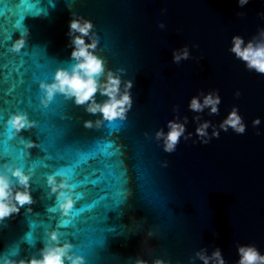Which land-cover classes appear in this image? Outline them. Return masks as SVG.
<instances>
[{"label":"water","instance_id":"95a60500","mask_svg":"<svg viewBox=\"0 0 264 264\" xmlns=\"http://www.w3.org/2000/svg\"><path fill=\"white\" fill-rule=\"evenodd\" d=\"M74 16L93 21L106 70L134 82L123 117L101 119L62 93L43 102L41 83L75 63L67 35ZM234 35L264 41V0H0V107L23 94L25 103L8 105L5 116L24 112L34 122L0 144V171L23 168L33 197L0 221V260L39 257L56 243L53 230L84 264H203L197 252L216 247L237 264L241 244L264 252V74L230 51ZM184 45L189 58L174 63ZM213 89L218 113L189 108L192 96ZM233 105L245 132L211 136ZM169 120L186 124L171 152L156 135ZM204 120L209 137L196 134ZM53 174L72 186L64 189L74 200L67 213L47 182Z\"/></svg>","mask_w":264,"mask_h":264},{"label":"clouds","instance_id":"9594fccd","mask_svg":"<svg viewBox=\"0 0 264 264\" xmlns=\"http://www.w3.org/2000/svg\"><path fill=\"white\" fill-rule=\"evenodd\" d=\"M249 0H238V4L243 6ZM93 21L83 16H74L68 23L69 46L72 48L71 57L75 63L70 68H58L51 83L42 82L41 88L44 91L43 102L47 104L56 93H62L67 98H72L77 105H86L85 110L89 113H101V119L113 120L116 117H123L127 110L132 106L133 96L131 89L133 81L123 82L121 77L112 69H107L103 57L95 52L98 45V39L92 32ZM160 27H164L163 23ZM25 43L23 37L14 43V49L19 50ZM231 52L245 62L246 68L254 70L257 73L264 74V41L253 42L249 40L245 43L240 35L232 37ZM190 56L188 45L179 49H174L172 61L179 63L181 60H187ZM104 76L101 79V76ZM123 84V87H122ZM99 93L106 97L104 101H98L96 94ZM239 95V90L237 91ZM222 97L218 89L208 91L201 99L200 95H194L189 101V108L195 112L203 111L205 107L210 113H218ZM199 119V117H194ZM187 117H185V121ZM34 122L30 121L24 112L13 113L7 124L10 129L19 132L26 126H31ZM91 120L84 121L85 127L92 126ZM99 123V121H97ZM253 125L261 123V117L257 116L252 121ZM211 121L204 120L196 128V134L199 137H209L208 128ZM246 123L239 112V106L233 105L223 120L219 123V128H214L211 136L219 137V131H227L232 128L236 133H244ZM186 124L179 120L168 121V131L163 129L157 131L158 138L164 140V150L171 152L175 150L181 136L185 133ZM208 143V139L203 141ZM35 141H30L29 146H35ZM9 172L11 175H9ZM13 177L22 187H14ZM69 178L63 176L59 181L57 175H49L47 182L53 192H58V201L60 207L67 213L73 206L72 195L64 189L72 187L69 184ZM33 197L30 191V175L23 168H9L7 171H0V221L11 216L13 213H19L20 208L25 204H31ZM50 239L56 243H49L41 249L39 257L33 256L29 259H21L18 264H84V257L71 251L73 245L65 241L59 243V234L53 230L50 233ZM239 260L237 264H264V252L254 244H241L237 248ZM197 256L203 261V264H226L222 249L216 247L211 253L206 249L197 252ZM0 264H17L12 260H0ZM136 264H149L148 261L139 259ZM151 264H168L163 259H156Z\"/></svg>","mask_w":264,"mask_h":264},{"label":"snow or ice","instance_id":"6c2138e0","mask_svg":"<svg viewBox=\"0 0 264 264\" xmlns=\"http://www.w3.org/2000/svg\"><path fill=\"white\" fill-rule=\"evenodd\" d=\"M25 19V17H24ZM24 97L23 94L13 96L10 99H7L3 102V107H0V144L3 143L4 139L7 137L10 139L9 136H7V133L11 132L10 127L7 124V116H5V113L8 112V105H19L25 103V100L22 98ZM17 107H14L12 111L16 110ZM22 156V153H20ZM64 227H67V225H62Z\"/></svg>","mask_w":264,"mask_h":264}]
</instances>
